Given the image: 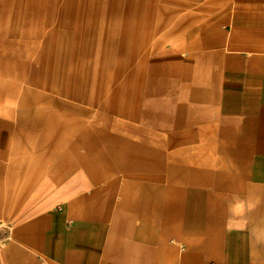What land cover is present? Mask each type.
I'll return each instance as SVG.
<instances>
[{
  "label": "rangeland",
  "instance_id": "obj_1",
  "mask_svg": "<svg viewBox=\"0 0 264 264\" xmlns=\"http://www.w3.org/2000/svg\"><path fill=\"white\" fill-rule=\"evenodd\" d=\"M215 1L0 0V59L10 60L0 66V264L20 257L47 264L21 239H38L55 210L75 214L82 197L87 234L100 251L102 239L110 243L118 230L111 227L117 218L112 209L127 208L119 198L127 196L128 207L136 208L158 191L143 175H165L173 165L174 136L152 133L153 120L184 118L211 105L195 87L197 57L190 48L196 35L190 33L212 19ZM103 129L108 135L90 154L93 165L81 176L80 189L72 184L65 192L57 185L51 196L47 190L34 196L64 160L85 155L90 135ZM165 178L166 186L173 184L167 171ZM176 202L184 209L187 201ZM223 203L234 213L225 216L224 230L243 217L235 213L264 208L262 200ZM102 209H109L108 216ZM133 218V232L158 228L139 210ZM70 224L76 228L73 217ZM164 244L167 259L174 260L182 244L172 238Z\"/></svg>",
  "mask_w": 264,
  "mask_h": 264
},
{
  "label": "crops",
  "instance_id": "obj_2",
  "mask_svg": "<svg viewBox=\"0 0 264 264\" xmlns=\"http://www.w3.org/2000/svg\"><path fill=\"white\" fill-rule=\"evenodd\" d=\"M212 8L215 15L207 25L190 33L192 39L196 35L190 48V55L197 57L195 87L202 89L200 93L211 105L184 118L159 116L150 129L154 134L173 133L174 161L166 170L173 184L166 186V171L165 175L144 174L158 191L147 202L136 203V208L128 207L127 196L119 198L121 205L126 200L127 208L112 209L117 218L116 226L111 219V227L118 230L110 243L102 239L100 251L87 234V207L82 209L80 203L84 197H77L75 214L70 208L48 214L38 239H21L39 249L47 264H167V260L177 264H264V208L254 206L244 214L235 213L243 217L224 230L225 216L234 213L223 203L264 201V0H220L212 2ZM1 45L5 47L6 42ZM9 63L7 58L0 59V66ZM97 105L102 107L100 102ZM107 135V129L91 134L86 154L78 160H64L43 179L45 186L34 196L43 190L51 196L50 187L57 185L65 186V192L72 184L80 189L81 176L93 165L90 154L98 152L97 143ZM90 176L97 173L90 172ZM179 200L187 201L184 209L177 205ZM134 209L141 212L143 221L157 220L158 228L142 226L133 232ZM105 210L100 211L104 217L109 214ZM171 222L174 225L167 227ZM170 238L182 244L174 260L166 255L164 241ZM37 263L34 257H20L14 264Z\"/></svg>",
  "mask_w": 264,
  "mask_h": 264
}]
</instances>
